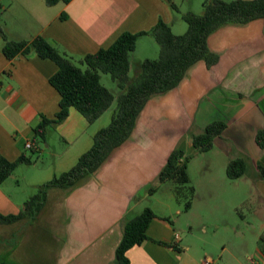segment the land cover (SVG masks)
<instances>
[{
	"label": "crops",
	"instance_id": "obj_1",
	"mask_svg": "<svg viewBox=\"0 0 264 264\" xmlns=\"http://www.w3.org/2000/svg\"><path fill=\"white\" fill-rule=\"evenodd\" d=\"M172 1L177 12L162 0H71L52 6L45 0H0V30L13 41L43 37L85 69L81 64L85 55L110 47L123 33L149 32L159 20L174 34L176 29L184 33L187 28L181 15L203 12V0ZM3 44L0 35V154L8 161L28 156L25 144L30 142L31 152L49 156L47 166H39L28 156L33 162L18 166L0 185V214L17 215L39 185L71 169L91 147L93 135L109 124L114 104L91 124L70 108L68 116L49 129L45 152L34 130L42 117L54 119L59 110L60 96L49 83L57 66L33 50L9 60L2 53ZM207 45L218 56L217 63L210 67L203 61L195 63L176 88L149 99L130 137L95 173L70 189H49L33 221L21 220L13 227L0 224V257L7 255L5 233L15 231L20 249H12L10 256L17 255L28 264H116L123 222L140 214L135 213L149 199V188L168 182L177 185L156 182L168 156L175 148L189 156L183 144L193 150L192 136L220 120L225 129L209 150H217L216 167H199L193 182L188 171L191 158L187 163L189 181L194 183L187 210L199 216L197 239L187 241L186 236L194 234L192 228L180 233L168 218L171 212L153 211L146 239L128 249L125 257L128 264H202L204 259L212 264H264V222L252 228L248 238L230 230L228 223L219 236L212 229L214 222L203 216L223 198L227 206L247 199L230 190L226 176L227 164L236 158L245 160L244 174L250 167L251 183L264 204V180L258 170L264 169V152L255 142L257 131L264 128V18L224 25L208 37ZM158 55L153 37L140 36L131 54L129 76H135L140 62ZM103 78L100 74L101 84ZM114 84L109 90L116 96L119 89ZM171 191V198H176L175 190ZM36 243H44L45 251L38 252V245L34 256L27 246Z\"/></svg>",
	"mask_w": 264,
	"mask_h": 264
},
{
	"label": "trees",
	"instance_id": "obj_2",
	"mask_svg": "<svg viewBox=\"0 0 264 264\" xmlns=\"http://www.w3.org/2000/svg\"><path fill=\"white\" fill-rule=\"evenodd\" d=\"M70 1L45 0V4L52 6ZM162 1L177 12L172 0ZM202 6V14L186 12L181 15L187 25L183 34L175 35L169 25L159 20L149 32L123 33L110 47L85 55L81 61L85 69L74 64L43 37L37 36L30 41H13L8 40L0 30L4 39L2 53L7 59L27 55L33 50L39 58L48 59L57 66V71L49 78V83L60 96L59 110L54 119L42 117L41 123L34 130L35 138L45 140L46 131L61 123L68 116L70 108L78 111L91 124L114 104L109 124L93 135L91 147L78 158L76 164L68 171L39 185L36 193L26 200L23 210L17 215L0 214L1 225H10L25 219L33 221L44 206L49 189L67 190L76 186L81 180L95 173L111 152L130 137L149 99L176 88L187 70L195 63L203 61L207 67L216 64L218 56L208 48L207 39L217 29L228 24H245L264 18V0H203ZM142 35L153 37L159 48V55L157 59L140 62L135 76L130 77L131 54L137 39ZM100 74L109 75L116 83L119 89L116 96L101 84ZM224 129L225 124L222 121H212L200 134L192 136L193 148L198 152L209 151L214 139ZM255 142L264 152V128L257 131ZM189 158L183 150L175 148L159 172L156 182L163 184L174 181L177 184H187ZM32 162L25 154L15 161H8L0 154V185L18 166ZM245 170V160L236 158L227 164L226 176L231 180L238 179L244 175ZM258 170L260 178L264 180V169L258 167ZM189 189L192 198L194 190L192 187ZM155 190L156 186L152 185L149 194ZM179 192L177 190L175 193L180 199ZM189 207L190 202L187 201L185 209ZM154 217L153 211L145 208L140 214L123 222L122 238L115 252L116 264H128L126 251L146 239L145 231ZM263 239L261 235V240L264 241Z\"/></svg>",
	"mask_w": 264,
	"mask_h": 264
},
{
	"label": "rangeland",
	"instance_id": "obj_3",
	"mask_svg": "<svg viewBox=\"0 0 264 264\" xmlns=\"http://www.w3.org/2000/svg\"><path fill=\"white\" fill-rule=\"evenodd\" d=\"M198 12V11H197ZM183 25H185V30L187 28L186 23L183 21ZM175 34L181 33V31H174ZM178 32V33H177ZM183 34V33H181ZM104 78L102 79V85L105 86L108 89H113L112 85H115L114 82L111 80L110 76L107 74H103ZM115 87V86H114ZM48 145L49 146V130L46 131L45 140H42L39 138V146L41 149L48 151ZM184 149L187 151V155L190 156V164H189V176L193 182H196L197 174L199 167H206V164L213 165L217 162L218 155L217 150L214 149L209 152H204L203 154L198 152L195 149H189L186 148L183 144ZM182 146V147H183ZM48 147V148H46ZM28 156H30L34 162L38 163L39 166H47L49 165V156L48 154H43V156L37 155L34 152H31L28 150L27 152ZM22 169H30L26 166H24ZM250 167L248 166L246 174H244L242 177L238 179H229L230 180V190L236 191L237 194L240 195V197H246V200H242L240 203H238L235 206H227V204H224V198L222 201H217L213 203V206L211 207V210L203 214L204 217L208 221L214 222V225L212 229L216 231V234L219 236H222L225 232V226L228 223V228L230 230H233L234 228L238 233L245 234L246 238L249 237L250 231L258 228V225L260 223L264 222V204H261L258 200V194L255 191L254 185H252V179L250 176ZM21 173H23L21 171ZM158 184V183H157ZM194 183L187 184H175L173 182H168L166 184L160 185L158 189H156L149 197V199L140 207L138 208L136 213H141L144 208H150L152 211H155L158 214H168V212H171V217H168L171 222H173L177 228V230L181 233L183 230H189L191 227L193 230L192 236H186L187 241L192 242V240L197 239L199 236L198 231L200 228V219L197 215V212L195 211H188L185 209V203L187 201L191 202L190 197V187H193ZM172 190H175V192L178 190L180 199L179 198H171ZM224 190L225 187H224ZM178 210H180V214H178ZM200 214V213H199ZM244 220V221H243ZM21 221V220H20ZM19 221V222H20ZM247 222L248 226L245 225ZM3 226V225H2ZM10 227H13V224L10 225ZM210 229V228H209ZM6 241H4V245L6 246V253L7 255L4 257H0V264H4V261L9 262L14 261L13 264H28V261H22L18 259V256L15 255L14 257L10 256V253L12 252V249H20L19 245L21 242L18 241V237L15 233V231H12L9 233L8 231L5 233ZM262 237H264V231L262 234ZM194 238V239H193ZM264 240V239H263ZM1 242V241H0ZM23 243V242H22ZM219 243V241H218ZM2 245V243H0ZM40 246V251H45V245L36 243L34 246L30 247L27 246V251L33 252L34 256L37 255V250ZM23 247V246H22ZM217 250V247L214 249ZM9 255V256H8ZM17 256V258H15ZM3 260V262H1ZM18 261V262H15Z\"/></svg>",
	"mask_w": 264,
	"mask_h": 264
},
{
	"label": "built area",
	"instance_id": "obj_4",
	"mask_svg": "<svg viewBox=\"0 0 264 264\" xmlns=\"http://www.w3.org/2000/svg\"><path fill=\"white\" fill-rule=\"evenodd\" d=\"M33 148V145L30 143V142H27L25 144V149L27 150H30ZM202 264H212L211 260L210 259H204L203 263Z\"/></svg>",
	"mask_w": 264,
	"mask_h": 264
}]
</instances>
